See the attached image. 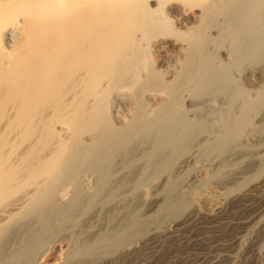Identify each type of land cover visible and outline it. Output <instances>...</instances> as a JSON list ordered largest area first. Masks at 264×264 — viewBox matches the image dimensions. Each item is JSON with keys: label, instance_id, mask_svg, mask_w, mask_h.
Segmentation results:
<instances>
[{"label": "bare ground", "instance_id": "bare-ground-1", "mask_svg": "<svg viewBox=\"0 0 264 264\" xmlns=\"http://www.w3.org/2000/svg\"><path fill=\"white\" fill-rule=\"evenodd\" d=\"M227 220L264 234V0H0V264Z\"/></svg>", "mask_w": 264, "mask_h": 264}, {"label": "rangeland", "instance_id": "rangeland-1", "mask_svg": "<svg viewBox=\"0 0 264 264\" xmlns=\"http://www.w3.org/2000/svg\"><path fill=\"white\" fill-rule=\"evenodd\" d=\"M151 207L153 208H148V209H144V213L145 215L147 214V216L152 215L155 211H156V207L155 205H151ZM152 209V210H150ZM150 210V212L148 211ZM148 212V213H147ZM225 227L221 230L220 233H216V232H209L207 231L204 226L202 225H193L194 227H192V230L190 229L187 233L186 231L183 233V231L181 230V233L179 232L180 230H177V228H172V232L170 233V235H163V237H159L157 239H147V241L145 240V244L142 245L140 252H139V260L141 261L142 259V263L143 264H221L222 261L226 260L227 257L231 258L232 257V262L234 263H239L241 262V260L243 259H251V263L255 264V254L257 252V250L259 251V256H260V263L259 264H264V234H262L261 229H259L260 227H257V229L255 228H249V230H239L237 231V229H235L234 231H232L228 224H229V220H227L225 222ZM168 225H171V223H169ZM195 229V230H194ZM198 229V230H196ZM202 229V230H201ZM254 229V230H253ZM259 230V231H258ZM227 233H226V232ZM248 231V232H246ZM253 231V232H252ZM255 231V232H254ZM199 232V233H198ZM244 232V233H242ZM258 232V233H257ZM192 233V234H191ZM198 233V234H195ZM207 233V234H206ZM224 233V235H222ZM230 233H232V235H230ZM239 233H241L239 235ZM246 233V234H245ZM250 233V235H249ZM261 233V234H260ZM177 234V235H176ZM202 234V235H200ZM205 234V235H204ZM209 234V235H208ZM215 234V236H213ZM226 234V237H225ZM235 234V235H234ZM245 234V235H244ZM252 234V237H251ZM176 235V236H175ZM194 235V237H193ZM198 235V236H197ZM230 235V237L228 238V236ZM254 235V236H253ZM256 235V236H255ZM174 236V237H173ZM211 236V237H210ZM224 236V237H223ZM237 236V237H235ZM247 237V243L244 245V243H238V241H236L235 239H240L241 237ZM169 237V238H168ZM216 237V239H215ZM220 237V238H219ZM235 237V238H234ZM240 237V238H239ZM255 237V238H254ZM197 238V239H196ZM210 238V239H209ZM215 240H214V239ZM225 238V239H224ZM196 239V240H195ZM208 239V240H207ZM223 239V240H222ZM237 239V240H238ZM256 239V240H255ZM260 241H258V240ZM195 240V241H194ZM231 240V241H230ZM153 244H149L152 243ZM159 241V242H158ZM216 241V242H215ZM225 241V242H224ZM233 241V245L232 242ZM249 241V242H248ZM253 241V243H252ZM258 241V242H257ZM197 242V243H194ZM209 242V243H208ZM211 242V243H210ZM228 242V244H227ZM251 242V243H250ZM256 242V244H255ZM148 243V244H147ZM194 243V244H193ZM203 243V244H202ZM238 243V244H236ZM147 244V245H146ZM203 246H202V245ZM219 244V245H217ZM231 244V245H230ZM249 244H254V245H249ZM158 245V246H157ZM193 245V246H192ZM212 245V246H211ZM229 245V246H228ZM237 245V246H236ZM197 246V247H196ZM207 246V248H206ZM226 246V247H225ZM228 246V247H227ZM244 246V247H243ZM253 246V247H250ZM144 247V248H143ZM201 247V248H200ZM213 247V248H212ZM226 249H225V248ZM230 247V248H229ZM236 247V248H235ZM250 247V248H249ZM143 248V249H142ZM147 248V249H146ZM188 248V249H187ZM200 248V249H199ZM203 248V249H202ZM216 250H215V249ZM223 251H222V249ZM234 248V249H232ZM240 248V249H238ZM248 248V249H246ZM262 248V249H261ZM146 249V250H145ZM149 249V250H148ZM221 249V250H220ZM252 249V250H251ZM255 249V250H254ZM143 250V251H141ZM214 250V251H213ZM218 250V251H217ZM220 250V252H219ZM226 250H227V254H226ZM230 250V251H229ZM233 250L234 252L232 253ZM244 250V251H243ZM248 250V251H247ZM208 251V252H207ZM241 251V252H240ZM247 251V252H245ZM254 251V252H253ZM212 252V253H211ZM222 252V253H221ZM239 252V254H238ZM243 252V253H242ZM143 255H142V254ZM211 253V254H210ZM224 253L226 255H224ZM245 253V255H244ZM248 253V254H247ZM141 254V255H140ZM171 254V255H170ZM217 254V255H214ZM219 254V255H218ZM222 254V255H221ZM213 255V256H211ZM224 255V256H223ZM232 255V256H231ZM239 255V256H238ZM253 255V256H252ZM215 256V257H214ZM218 256L220 258H218ZM223 256V257H222ZM226 256V257H225ZM238 256V257H237ZM243 256V257H241ZM210 257V258H209ZM236 257V258H234ZM250 257V258H249ZM201 258V259H200ZM215 258H217L218 260H216ZM222 258V259H221ZM242 258V259H240ZM254 258V260L252 259ZM200 259V260H199ZM204 259V260H203ZM206 259V260H205ZM209 259V260H208ZM239 259V260H238ZM146 260V261H145ZM179 260V262H177ZM199 260V261H198ZM215 262H214V261ZM238 260V261H237ZM242 260V261H243ZM162 261V262H161ZM202 261H206L205 263ZM211 261V262H210ZM213 261V263H212ZM220 263H219V262ZM176 262V263H175ZM199 262V263H198ZM224 263V262H223ZM250 263V262H248ZM250 263V264H251Z\"/></svg>", "mask_w": 264, "mask_h": 264}]
</instances>
